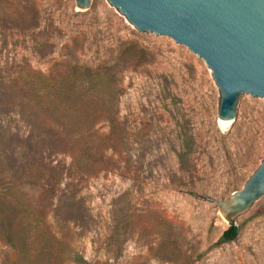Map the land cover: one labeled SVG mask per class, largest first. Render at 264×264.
I'll return each instance as SVG.
<instances>
[{"label": "rangeland", "instance_id": "1", "mask_svg": "<svg viewBox=\"0 0 264 264\" xmlns=\"http://www.w3.org/2000/svg\"><path fill=\"white\" fill-rule=\"evenodd\" d=\"M98 72L111 89L94 81L81 101L95 111L113 103L115 120L93 115L84 158L78 125L41 123L23 92L34 80L44 102L49 86L74 91L88 83L75 74ZM219 100L204 59L145 35L108 0H91L88 12L76 0H0L2 165L22 174L41 156L63 190L46 215V236L58 240L48 260L23 257L0 236V264H81L75 255L88 264H264V198L220 244L230 224L205 198H226L260 165L264 102L247 98L240 120L225 125Z\"/></svg>", "mask_w": 264, "mask_h": 264}, {"label": "water", "instance_id": "2", "mask_svg": "<svg viewBox=\"0 0 264 264\" xmlns=\"http://www.w3.org/2000/svg\"><path fill=\"white\" fill-rule=\"evenodd\" d=\"M145 35L175 40L204 59L218 86V118L240 120L247 99L264 102V0H108ZM91 0H76L88 12ZM215 202L229 224L264 198V158L243 187Z\"/></svg>", "mask_w": 264, "mask_h": 264}, {"label": "trees", "instance_id": "3", "mask_svg": "<svg viewBox=\"0 0 264 264\" xmlns=\"http://www.w3.org/2000/svg\"><path fill=\"white\" fill-rule=\"evenodd\" d=\"M70 79L81 83L86 80L88 83L83 87L81 84L74 91L56 87V85L49 86L46 94L47 98L44 102L41 88L36 81H27L29 93L24 91L23 88L21 90L24 91L23 95L30 97V103L37 100V104L41 107V112L44 113L41 121L39 119L41 123L51 126L54 122L63 129L68 128L72 120L73 123L78 125L75 131L78 136L77 144L82 150L84 157L90 152L89 143L84 141V138L88 140V136H85L88 132L87 124L95 118L93 116L95 114L99 117L104 116L114 122L115 106L113 103L104 104L95 111L92 104H84L81 101L82 97L87 98L95 91L93 90L94 85L91 86L94 81H98L99 84L105 86L108 84V88L111 89V85H109L102 73L75 74ZM108 93L103 92V96L108 95ZM72 95L77 96L79 99V102L75 105H71L68 102V98ZM111 95L113 96L114 93ZM37 104H34V107H38ZM84 158L79 159V162L84 161ZM38 161L36 159L33 160L29 167L22 171V174L14 175L9 172L7 167H3V154L0 152V187L6 186V190H0V236L4 237L16 248L21 256L47 261L49 256L56 250L52 243L55 244L58 240L51 232L49 236H46L49 231L46 215L49 210V204H53L56 198L59 201L60 192L63 190L61 189V178L58 168L56 166L49 167L41 156ZM30 189L39 191L40 194L36 195L34 193L33 195ZM47 196L52 199L50 202L47 201ZM239 231L238 225L230 224L216 244L234 240ZM57 256L58 254L55 253L54 258H58ZM73 259L81 264H88L87 260L78 255H75Z\"/></svg>", "mask_w": 264, "mask_h": 264}, {"label": "bare ground", "instance_id": "4", "mask_svg": "<svg viewBox=\"0 0 264 264\" xmlns=\"http://www.w3.org/2000/svg\"><path fill=\"white\" fill-rule=\"evenodd\" d=\"M223 122V121H222ZM224 123V122H223ZM225 124V123H224ZM226 125V124H225Z\"/></svg>", "mask_w": 264, "mask_h": 264}]
</instances>
